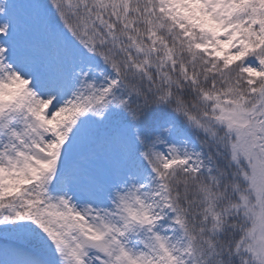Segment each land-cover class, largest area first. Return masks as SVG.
Returning <instances> with one entry per match:
<instances>
[{
    "label": "snow or ice",
    "instance_id": "obj_1",
    "mask_svg": "<svg viewBox=\"0 0 264 264\" xmlns=\"http://www.w3.org/2000/svg\"><path fill=\"white\" fill-rule=\"evenodd\" d=\"M0 264H264V0H0Z\"/></svg>",
    "mask_w": 264,
    "mask_h": 264
}]
</instances>
